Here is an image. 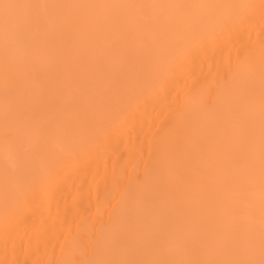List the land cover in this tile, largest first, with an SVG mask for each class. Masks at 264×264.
<instances>
[{
    "label": "bare ground",
    "instance_id": "6f19581e",
    "mask_svg": "<svg viewBox=\"0 0 264 264\" xmlns=\"http://www.w3.org/2000/svg\"><path fill=\"white\" fill-rule=\"evenodd\" d=\"M0 264H264V0H0Z\"/></svg>",
    "mask_w": 264,
    "mask_h": 264
}]
</instances>
